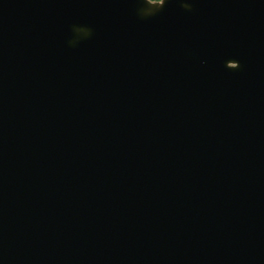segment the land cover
<instances>
[{"label":"water","instance_id":"water-1","mask_svg":"<svg viewBox=\"0 0 264 264\" xmlns=\"http://www.w3.org/2000/svg\"><path fill=\"white\" fill-rule=\"evenodd\" d=\"M0 264H264V0H0Z\"/></svg>","mask_w":264,"mask_h":264},{"label":"trees","instance_id":"trees-1","mask_svg":"<svg viewBox=\"0 0 264 264\" xmlns=\"http://www.w3.org/2000/svg\"><path fill=\"white\" fill-rule=\"evenodd\" d=\"M152 1H160V0H152Z\"/></svg>","mask_w":264,"mask_h":264}]
</instances>
